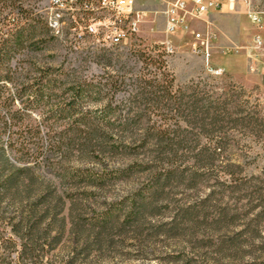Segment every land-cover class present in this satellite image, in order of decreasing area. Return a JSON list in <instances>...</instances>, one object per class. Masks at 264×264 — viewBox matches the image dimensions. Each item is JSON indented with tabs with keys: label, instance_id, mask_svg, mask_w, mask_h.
I'll return each mask as SVG.
<instances>
[{
	"label": "trees",
	"instance_id": "1",
	"mask_svg": "<svg viewBox=\"0 0 264 264\" xmlns=\"http://www.w3.org/2000/svg\"><path fill=\"white\" fill-rule=\"evenodd\" d=\"M58 37L0 0V264H264V170L248 160L264 103L231 81L177 85L162 46L87 43L111 70L66 88L28 54Z\"/></svg>",
	"mask_w": 264,
	"mask_h": 264
},
{
	"label": "rangeland",
	"instance_id": "2",
	"mask_svg": "<svg viewBox=\"0 0 264 264\" xmlns=\"http://www.w3.org/2000/svg\"><path fill=\"white\" fill-rule=\"evenodd\" d=\"M173 0H136L137 7L144 12V20L140 26V33L135 40L137 48H149L152 49L156 46L165 47L167 41L170 47H172L171 52H166V59L168 61V66L171 72L174 74L177 85L188 84L192 80H197L198 78H214L218 81L234 82L238 84V80L229 72H225L222 68L215 65V58L219 59L221 55L234 58L236 56H244L246 62L247 73L250 76L257 78L259 82H251L248 78V84H241L244 88L251 92L252 100L259 98L261 103H264V57L260 56L259 61L256 62L250 59L252 52L248 50L252 44V39L256 34V29L247 17L246 10L243 9L237 15L245 17V23L243 25V38L232 42L229 40L227 44L222 43L223 35L222 32L231 33L233 32V23L227 24L225 26H218L219 29L213 27L210 30L217 32L220 37L213 44L211 50V58L209 66L213 69L222 71L221 74H212L207 70V64L202 56H197L193 53V48L196 41L187 33V31H178L175 35H168L165 32V21L163 12L167 8V4ZM27 9L34 12H38L45 16L46 9L49 7L50 0H21ZM264 4V0H262ZM18 2L16 6H18ZM237 11V12H238ZM82 18H85L83 13H79V22L84 27L89 24L88 19L84 22ZM190 29L196 31V29H201L202 23L197 20H189ZM67 30V29H66ZM204 34L206 31H201ZM56 34V33H55ZM264 34V32H263ZM59 34H56L58 36ZM86 38H88V33H85ZM59 40L51 44L43 52L39 53L34 49H31L28 54L30 56V61L32 64H36L44 70L47 68L59 69V72L68 73L71 75L69 79L66 77L62 78L64 82V87H71L73 84V79L76 77H82L85 79H94L97 81L104 75V71L111 70V68H104V66L98 63L96 57L89 55V53H83V48L86 43H78L74 40V36L69 32L65 36H59ZM64 39L66 41H64ZM166 41V42H163ZM172 42V43H171ZM73 43V44H71ZM75 43L77 45H75ZM98 49H104L112 52L114 55L128 54L129 50L134 48L128 44L126 47L120 49H114L110 45H104L103 43H95ZM91 54V53H90ZM116 59V56L114 57ZM233 62V61H232ZM132 64V63H131ZM234 65L236 69L238 68L243 72V68L240 62H235ZM251 66H254L256 70H251ZM244 73V72H243ZM237 75V74H236ZM239 77V76H238ZM243 80V79H240ZM118 99L123 97V93L119 94ZM92 108L95 109L99 104H91ZM37 121L43 119L42 114L35 112L33 115ZM250 156L248 160L252 163L250 165L249 171L254 173H259L264 170V151L259 147L254 146L252 151L249 153ZM126 185L116 187L112 192L114 196L123 195L127 191ZM110 264H141L137 261H127L119 260L118 258L110 262Z\"/></svg>",
	"mask_w": 264,
	"mask_h": 264
},
{
	"label": "built area",
	"instance_id": "3",
	"mask_svg": "<svg viewBox=\"0 0 264 264\" xmlns=\"http://www.w3.org/2000/svg\"><path fill=\"white\" fill-rule=\"evenodd\" d=\"M236 3L245 8L247 17L257 31L248 50L253 53L250 59L254 62L259 61L260 56L264 57L262 0H173L167 4L163 12L165 32L168 35H175L178 31L190 33L196 41L193 53L205 59L208 72L221 74L222 71L209 66L213 44L220 35L210 29L205 34L201 31L189 30V20L207 23L205 21L207 15L221 12L227 4L234 9ZM80 12L91 21L84 27L78 20ZM45 19L47 25H55V32L61 37L69 32L77 43H103L114 49H120L128 44L136 46L135 40L140 33L144 12L137 7L136 0H50ZM86 19L82 18L84 22ZM167 42L162 50L171 52L170 41ZM251 70L254 71L256 68L251 66Z\"/></svg>",
	"mask_w": 264,
	"mask_h": 264
},
{
	"label": "crops",
	"instance_id": "4",
	"mask_svg": "<svg viewBox=\"0 0 264 264\" xmlns=\"http://www.w3.org/2000/svg\"><path fill=\"white\" fill-rule=\"evenodd\" d=\"M236 8L232 9L230 4H227L224 6L223 10L221 12H213L210 13L205 17V22H201V29H196V31H208L209 29H213L215 27L216 29H219L218 26H225L227 24L233 23V32L231 35L230 33L222 32L223 39L222 43L227 44L229 40H231L233 43L237 40H241L243 38V25L245 23V17L237 15L243 7L239 6L237 3L235 4ZM238 11V12H237ZM163 42H166L163 40ZM172 43V42H171ZM233 61V62H232ZM235 62H240L241 66L243 68V72L236 69V66L234 65ZM215 65L222 68L225 72L231 73L236 80H238L239 83L245 85L248 84V78L251 80V82H259L257 78L254 76H250L247 73L246 69V62L244 59V56H236L234 58H230L228 56L221 55L219 59L215 58L214 61ZM237 74V75H236ZM239 76V77H238ZM243 79V80H240Z\"/></svg>",
	"mask_w": 264,
	"mask_h": 264
},
{
	"label": "bare ground",
	"instance_id": "5",
	"mask_svg": "<svg viewBox=\"0 0 264 264\" xmlns=\"http://www.w3.org/2000/svg\"><path fill=\"white\" fill-rule=\"evenodd\" d=\"M49 26H50V28L53 30V32L57 34V32H55V25H49ZM56 34H55V35H56Z\"/></svg>",
	"mask_w": 264,
	"mask_h": 264
}]
</instances>
